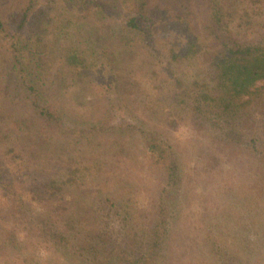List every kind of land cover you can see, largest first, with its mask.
Masks as SVG:
<instances>
[{
    "label": "rangeland",
    "instance_id": "374dc122",
    "mask_svg": "<svg viewBox=\"0 0 264 264\" xmlns=\"http://www.w3.org/2000/svg\"><path fill=\"white\" fill-rule=\"evenodd\" d=\"M132 1H128L125 7L128 9L122 11V15L111 13L105 17L103 24H108V27L96 31V16L90 8L74 12V9L60 4L61 0H35V10L40 9L50 18L45 25L47 43L42 54L46 55L42 58L47 64L34 70L42 78L49 71H54V76L46 78L45 83L39 79L41 99L36 102L45 110H51L50 115L38 114V108L29 102L31 98L16 100L19 90H22L19 96H24V87L13 83L16 81L12 76L15 70H10V63L5 62L2 66L0 61V168L4 166L13 178L11 185L0 184V264H35L34 259L44 264H82L79 253L83 246L89 251L92 245L99 246L96 247L97 252H101L94 255L99 260L116 246L137 247L140 236L147 234L141 230L143 221L150 215L141 212L130 226L113 201L134 191L138 204H144V208L151 206L153 194L158 189L156 167L139 141L147 134L165 139L173 148V154L176 152L182 167L191 174L187 205L182 204L184 213L174 220L175 226L170 234L173 255L162 263L251 264V259L256 256L264 262V245L247 243L255 242L259 234L254 228L247 230L250 228L248 222L256 220L253 222L256 224L260 217L264 218V212H260L264 208L262 158H240L236 152L242 146L226 145V125L212 114L202 115L194 111L192 97L181 109L168 106L160 109L157 106L159 97L165 99L171 90L176 89V80L180 79V87L190 92V88L197 90L192 85L194 81L203 82L208 78L212 44L203 32L208 10L205 0H180L184 4L182 6L171 0H144V6L149 4L154 9L155 42L151 49L136 47L132 48L133 54L127 50L121 53L116 47L133 37L122 21L123 17L133 14L135 7ZM222 1L229 9L234 8L235 3V10H241L242 6L247 11L252 7L258 11L262 7L253 0ZM24 3V0H3L2 6L3 9H20ZM254 22L252 30L264 29L261 20ZM232 23L236 25L237 21ZM111 27L114 32L110 31ZM13 29L14 25L8 28ZM260 35L256 31L251 37L257 39ZM190 36L196 38L197 46H200L193 58L171 60V50H178L184 42L189 44ZM75 40L87 44L86 49L90 46L88 54L92 48L97 53H94L98 60L92 75L83 79L59 63L47 66L50 62H57L63 55V47ZM7 42V35L0 33V45ZM122 60L125 65L121 74L104 66ZM97 112L106 114L101 124L107 122L115 128L102 134L98 127H94L91 119H98ZM25 117L28 118L21 129L16 121ZM160 117L164 118L162 123ZM232 120V126L236 128L231 131L230 138L236 136V131H242L245 137H259L258 144L264 145L263 98ZM120 131L121 134L118 133ZM123 134L125 139L133 138V141L120 144L116 137L122 138ZM37 142L40 143V153L35 156L29 153V148ZM11 147L19 156L9 151ZM67 170H70L68 176L72 181L60 186L59 192L49 194V187L38 189L39 193L31 190L29 181L32 178L40 175L47 178L62 171L65 175ZM85 172L89 176H85ZM4 176L6 172L2 167L0 179ZM12 190L17 193L16 198L24 196L26 203L19 209L9 206ZM223 191H228L231 196L235 192L241 195L236 200V217L240 218L227 240L231 252L239 251L237 258L230 263L214 262L204 253L201 239L203 231L209 228L206 217H213L216 213L217 197L222 196ZM245 195L244 199L242 196ZM131 205L134 208L135 205ZM221 220L219 224L224 228L231 223L229 219ZM221 225L219 228L224 230ZM97 229H101V241L93 237ZM57 230L68 232L67 245L55 243L56 239L51 238L50 232ZM90 230L94 233L90 234ZM3 240L4 244L1 243ZM216 242L220 243L219 240ZM141 247L145 249V245ZM136 250L140 251L139 246ZM17 252L24 262L20 259L15 261Z\"/></svg>",
    "mask_w": 264,
    "mask_h": 264
},
{
    "label": "trees",
    "instance_id": "16d2710c",
    "mask_svg": "<svg viewBox=\"0 0 264 264\" xmlns=\"http://www.w3.org/2000/svg\"><path fill=\"white\" fill-rule=\"evenodd\" d=\"M24 1V5L20 9L18 8V10L11 9L9 6V8L3 9V0H0V33L8 37V42L4 43L3 46L0 45V50L2 51L0 56L3 53V56L0 57V61L3 62V64H1L2 66L5 62L10 63V70H15L12 72V76L16 80L13 83L19 85L20 88H22V86L24 87V96H19L20 93L22 94V90H19V92L16 93V95H18L16 100H22L25 97L26 99L31 98L29 102L34 103L38 108V114L41 116L50 115L51 110H45V107L43 108L36 103L38 99H41L39 95V79L42 78V75L34 73L35 69L47 64V61L42 58L46 55L42 56V54L44 53L43 50H45L44 46L47 43L45 25L49 22L50 18L40 9H37V11L35 10V0ZM128 1L130 0H61L60 4H63L67 9H74L72 10L74 12H77V10L79 12L86 8L93 10L92 14L96 16L95 20L97 21L94 27L96 28L95 30L98 31L101 27H108V24H103L105 17L111 15V13L121 14L122 11L126 9L125 7H127L126 4ZM171 1L177 3L178 6L184 5L181 4L182 2L180 0ZM132 2H134L135 7L133 14L123 17L122 21L128 28L127 31L132 33L133 37L125 39L124 42L116 47L121 53H124L125 50L132 53V48L136 47H148L151 49L155 42L154 9H152L149 4L147 7L144 6V0H133ZM205 2L208 6V10L203 32L208 39H211L210 41L212 44V52L209 58L208 72L206 75L208 78L203 82L194 81L193 84L191 83L197 90H192L190 88V92L180 87L182 83L180 79L176 80L174 82L176 89L171 90L165 99L159 97V100L157 99V106H159L160 109L167 106L170 107V109H177V107L181 109L188 105L187 101L192 97L195 105L194 111H198L202 115L212 114L217 120L222 121L223 124L226 125L225 133L228 135V138L225 137L226 141L228 140L226 145H228V147H233L234 145L237 147L242 146L236 152L239 154L240 158L251 160L260 157L264 162V145L258 144L259 137L252 135L248 138L242 135V131H236V136L230 138L231 131L236 128V126H232V118L249 109L255 102L259 103L260 98L264 99V29L252 30L255 25L254 20L258 22L261 20L264 23V0H253V2H259L262 5L258 11L252 10L254 9L253 7L250 11H247V9L240 5L241 10H235L237 7L235 3L233 4L234 8L229 9L225 7L222 0H205ZM5 10L7 11L5 12ZM233 12L235 16H233ZM233 20L237 21L236 25L232 23ZM11 25H14V29L8 30ZM109 29L110 31L113 30L112 27ZM256 31L257 33L260 32L262 35L259 36L260 38L253 39L251 36H253ZM24 32H26V34L23 35ZM240 35L242 36L239 37ZM187 41L189 44H185L184 42L185 46H182L184 45L182 44L178 47V50H171V60H189L193 58L197 50L200 49V46H197L196 38H191ZM87 42H89L88 39ZM87 46V44L80 40H75L73 43H69L63 47V55L57 62H50L47 66L51 63L55 65L59 63L61 67L69 68L73 72H76L81 79L85 78V76L92 75L91 72L97 65V62H95L97 56H95L94 53L96 55L97 53L92 48L91 53L88 54L90 46L86 49ZM36 55L37 57H35ZM124 65L125 63L122 60L115 61L114 65L106 64L104 66L105 68L108 67V69H114V71L121 74ZM114 66H116V68H114ZM5 73H7V70ZM53 73L49 71L48 74L43 75L44 78H42L41 81L45 83L46 78L54 76ZM10 76L11 75H9V77ZM105 115L104 112L98 113L97 120H95V117L91 119L95 123L94 127H98L102 134L107 130L111 131L115 128L113 126L111 127V124H107V122L101 124V120ZM27 118L28 117H25L24 119L16 121L18 122V127L21 129L24 128V126L21 125H24L23 122L25 123ZM163 120L164 118L162 119V117H160L159 121L161 123ZM26 127L28 128L29 126ZM5 132H7L6 128ZM2 133V136H5V133ZM118 133L121 134L122 131ZM117 137L116 139L120 140V144L131 143L133 141V138L125 139V134H123L122 138ZM112 139L114 140V138ZM139 141H141L145 153L150 156L156 167L155 178L157 180L156 185L158 189L153 194V202H150V207L146 205V208H144V204H138V198L133 191L122 196L123 198L120 196L118 200H114L113 205H116L117 208L120 209L121 216L130 226V223L135 222L137 216H139L141 212L150 215V217L146 218L144 221L142 220L143 231L141 230V232L147 234H142L140 240H138L137 244H139L140 251L136 250L138 246L129 249L124 246H116L108 255L102 256L101 260H99L98 257L94 256L101 252V250L97 252L96 247L99 248V246L92 245L90 251L86 249L87 247L84 248L83 246L81 247L83 253H79L82 255H79L82 264H161L164 259L172 258L173 247L170 234L175 226V221L182 217L181 215L184 213L182 204L185 203L187 205L186 194L189 189L188 185L190 183L191 174L190 172H186L184 167H182L176 152L173 154V148L166 143L165 139L147 134L142 136ZM9 151L19 156L15 148L11 147ZM29 153L38 156L40 153V143H33L31 148H29ZM2 167L6 172V176L0 179V184L11 185L13 178L6 168L4 166ZM63 173L62 171L58 174L47 176V178L44 175H40L38 178H32L29 181V183H31V190L33 192L37 190L38 192L40 188L44 190V187H49V194L59 192L61 190L60 186L68 184L66 182L72 181V178L68 176L70 170H67L65 175ZM84 175L89 176L87 172H85ZM123 185L124 184L121 186ZM247 188H249L248 185ZM230 190L232 192V188H230ZM10 193L12 201L9 206L13 209H16V207L19 209V207H22L23 203H26L24 202V196L18 195L16 198L15 196L17 193L14 192V190L10 191ZM227 193L228 191H223L222 196L220 195V197H217L219 201L216 202L217 211L215 209L216 213L214 212L215 214L213 217L210 215L206 217L209 227L208 230L203 231L201 229L202 227H199L200 231L204 232L201 237V239L203 238V241H201L203 243L204 253L209 255L214 262L218 263L223 261L232 262L237 258L236 255L239 251L235 250V252H231L227 240L232 236L231 231L235 228L240 218L238 217L237 219L236 217V209L238 206L236 200H238V197L240 198L241 195L237 192L232 193L234 194L233 196ZM248 195L250 197V194H247V196ZM242 197L245 199L246 195ZM249 197L246 200H248ZM131 204L135 205L134 208H132ZM133 209H135V211ZM262 211L264 212V208L260 210L261 214ZM221 219H229L231 223L224 228L219 224L222 221ZM258 220L259 222L256 224H253L256 220L248 222L250 227L247 228L248 231L253 228V230L259 231L257 240L255 242L247 241L248 245L249 243L264 245V218L260 217ZM44 224L45 223H41V225ZM220 225L224 230L219 228ZM50 233L51 238L56 239L55 243L59 244L62 242L63 245L68 244V232L65 234L64 230H57L55 233ZM89 233L93 234L94 232L90 230ZM95 233L93 237L96 239L99 238L98 241H101V229H97ZM218 240L220 243L217 244L216 241ZM4 242L5 240L1 243L4 244ZM142 244L145 245L144 250L141 247ZM221 247H223L222 250ZM224 249L227 250L223 252ZM257 254L260 255V253ZM261 255L263 256V254ZM159 256L160 258H158ZM21 257L22 255H20L19 252L14 255L15 261H19L20 259L24 262L25 260L23 258L21 259ZM252 257L253 254L251 258ZM156 258H158V260L154 262ZM262 260L261 257L256 256V258L251 259V264H264ZM34 262L35 264H44L38 259H34Z\"/></svg>",
    "mask_w": 264,
    "mask_h": 264
}]
</instances>
